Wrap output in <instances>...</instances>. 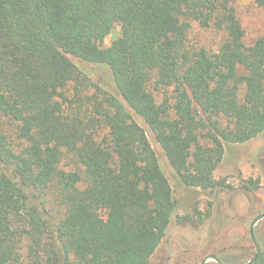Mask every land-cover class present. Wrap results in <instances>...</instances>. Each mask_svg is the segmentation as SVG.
I'll list each match as a JSON object with an SVG mask.
<instances>
[{"label":"trees","instance_id":"trees-1","mask_svg":"<svg viewBox=\"0 0 264 264\" xmlns=\"http://www.w3.org/2000/svg\"><path fill=\"white\" fill-rule=\"evenodd\" d=\"M233 1L0 0V264H150L173 219H199L151 140L207 191L224 144L264 131V34L245 45ZM192 22L224 32L216 51L188 45Z\"/></svg>","mask_w":264,"mask_h":264},{"label":"rangeland","instance_id":"rangeland-1","mask_svg":"<svg viewBox=\"0 0 264 264\" xmlns=\"http://www.w3.org/2000/svg\"><path fill=\"white\" fill-rule=\"evenodd\" d=\"M231 5L244 31L243 41L249 46L264 34V7L254 0H235ZM119 29H113L103 44L108 46ZM224 37V32L215 27H202L192 22L188 45L216 51ZM75 62L104 90H113L111 71L107 66ZM92 92V88L84 89V93ZM154 93L160 97L158 91ZM106 130L103 129L101 134ZM151 142L179 201L177 214L185 215L197 207L201 220L193 218L180 223L173 219L150 264H198L209 253L218 255L228 264L247 262L255 253L249 225L257 214L264 211V131L244 143L224 144L223 157L213 172V178L225 181L227 187L207 191L181 185L159 146L153 140ZM250 180L257 182V186ZM244 184L250 187L245 188ZM254 232L261 252H264V217L256 222ZM206 264L217 263L209 260Z\"/></svg>","mask_w":264,"mask_h":264},{"label":"water","instance_id":"water-1","mask_svg":"<svg viewBox=\"0 0 264 264\" xmlns=\"http://www.w3.org/2000/svg\"><path fill=\"white\" fill-rule=\"evenodd\" d=\"M264 217V211L257 214L252 220H251V223L249 225V234H250V238H251V241L252 243L254 244L255 246V253L254 255L245 263L243 264H253L256 259H258V256L260 255L261 253V246H260V243L257 239V236L254 232V225L256 224V222L263 218ZM209 260H212L214 262H216L217 264H228L227 262H225L221 257H219L218 255L216 254H212V253H209V254H206L198 264H206Z\"/></svg>","mask_w":264,"mask_h":264}]
</instances>
